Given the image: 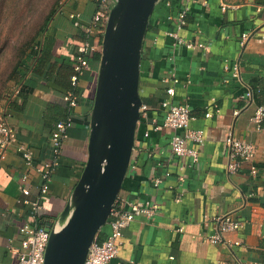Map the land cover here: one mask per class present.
<instances>
[{
  "label": "crops",
  "instance_id": "0c3cea01",
  "mask_svg": "<svg viewBox=\"0 0 264 264\" xmlns=\"http://www.w3.org/2000/svg\"><path fill=\"white\" fill-rule=\"evenodd\" d=\"M185 1L191 10L181 34L203 45L194 50L175 48L166 35L173 29L168 15ZM95 10L92 0H64L38 48L26 58L24 75L19 82L12 81L9 90L17 144L30 147L36 166L53 158L50 132L55 124L73 121L45 197L46 208L40 215L44 220H53L62 211L87 161L100 60L93 56L89 60L78 83L82 94L77 107L65 100L71 92L65 86L70 85L79 46L87 40L99 46L102 42L101 36L87 32ZM245 33L248 39L241 47ZM43 51L46 56L39 61ZM235 63H239V78L230 70ZM140 75V94L151 110L138 124L131 169L119 198L150 201L156 212L124 230L118 255L108 264H264V133L250 122L256 106L264 105V0L159 2L145 36ZM174 76L178 79L174 101L187 103L195 116L190 126L205 132L196 163L172 155L171 129L163 127L144 136L153 119H162L160 102L167 97V80ZM249 89L254 98L246 105L242 95ZM207 112L213 115L206 117ZM230 133L257 147L256 178L247 162L237 173L228 174L225 140ZM24 163L16 147L0 160V264L16 263L11 247H21L19 227L33 222L22 187L29 185L35 198L40 178L31 169L29 182H23ZM156 180L160 182L155 184ZM222 214L243 221L244 227L227 234V244H213L209 237L215 230L209 220ZM104 237L103 229L99 238Z\"/></svg>",
  "mask_w": 264,
  "mask_h": 264
},
{
  "label": "built area",
  "instance_id": "2783aa9c",
  "mask_svg": "<svg viewBox=\"0 0 264 264\" xmlns=\"http://www.w3.org/2000/svg\"><path fill=\"white\" fill-rule=\"evenodd\" d=\"M96 5V10L89 23L87 32L90 35L103 36L109 17L110 8L113 0H92ZM171 2H167L170 5ZM172 5V4H171ZM190 2L185 1L178 7L176 13L168 15V20L173 24V29L166 35L173 40L175 48L185 47L188 49H196L202 47V44L196 45L190 40H186L181 31L187 24V17L190 12ZM79 14H71L75 17ZM248 39V34H243L240 46L244 47ZM101 45H97L90 40L85 41L78 48L74 63V73L71 78L72 84L77 85L84 76L85 70L89 66V57L94 51L98 50ZM227 68V66H226ZM233 77L239 78V63L232 66ZM170 86L166 89L167 97L162 99L160 107L163 111L162 119L155 118L151 122V129L144 132V136L148 137L150 131H158L161 128H169L173 131L170 139V150L172 155L180 158H189L192 163L199 161L200 146L205 144V132L202 129H194L190 126L195 119L191 107L187 103H177L174 101L176 94L175 84L178 83L176 76L167 80ZM254 98L252 89L247 90L242 95V100L246 105L250 104ZM65 100L69 102L72 108L77 107L78 98L72 92H68ZM151 110L148 104L141 106V119L147 118L148 112ZM238 114V111H236ZM211 112L206 113V117H211ZM10 114L7 113V106L0 108V160H5L10 149L16 147L21 153L25 171L22 177L23 182H29L30 170L35 169L40 184L38 186V194L35 198H31V187L23 186L22 193L24 195V204L29 208L32 223H25L19 227V232L23 235L21 247H11V251L17 255L15 264H44L45 252L50 238L51 227L47 229L48 223L53 220H45L40 225L38 218L41 212L45 210V197L49 193L53 176L61 164L63 154V144L67 137V131L71 127L73 121L71 118L57 122L50 132V144L53 151V158L42 165L36 166L34 163L33 151L24 144H17V131L10 121ZM139 121V122H140ZM250 122L256 131L264 133V105L256 106L254 113L250 117ZM228 148L227 172L229 175L237 173L244 162L249 163L250 174L256 178L259 169L255 164L257 156V147L254 143L243 140L230 133L226 140ZM194 144V146H192ZM131 169V166H130ZM160 182L156 180L155 184ZM156 212V205L150 201L136 200L128 201L118 197L105 230V237L100 239L96 237L90 247V252L84 264H108L114 259L119 252L124 236V230L131 226L138 218L150 219ZM209 222L214 227V232L209 237V241L213 244H227L226 235L232 232L242 230L244 222L234 219L230 214H222L213 217ZM236 244H239L238 242ZM173 259V257H171Z\"/></svg>",
  "mask_w": 264,
  "mask_h": 264
},
{
  "label": "water",
  "instance_id": "95a60500",
  "mask_svg": "<svg viewBox=\"0 0 264 264\" xmlns=\"http://www.w3.org/2000/svg\"><path fill=\"white\" fill-rule=\"evenodd\" d=\"M163 0H113L101 42L88 156L51 223L44 264H84L129 173L143 99L140 71L150 19Z\"/></svg>",
  "mask_w": 264,
  "mask_h": 264
},
{
  "label": "rangeland",
  "instance_id": "374dc122",
  "mask_svg": "<svg viewBox=\"0 0 264 264\" xmlns=\"http://www.w3.org/2000/svg\"><path fill=\"white\" fill-rule=\"evenodd\" d=\"M58 1L62 0H0V104L3 92L12 86L10 77L22 51L33 42L38 28L58 6ZM228 1L240 3L246 0Z\"/></svg>",
  "mask_w": 264,
  "mask_h": 264
},
{
  "label": "trees",
  "instance_id": "16d2710c",
  "mask_svg": "<svg viewBox=\"0 0 264 264\" xmlns=\"http://www.w3.org/2000/svg\"><path fill=\"white\" fill-rule=\"evenodd\" d=\"M64 0H62L61 2H59L58 1V6L57 7H54L53 9H52V11H51V13H50V15L49 16H47V18L45 19V22L38 28V30H37V32H36V34H35V36L33 37V42L32 43H30L29 45H27V47L22 51V54H21V56H20V59H19V61H18V63H17V65H16V68H15V70H14V72H13V74L11 75V77H10V79L11 80H13V81H20V78L24 75L23 74V72H24V70H25V68H26V63H25V57L26 56H29L30 55V53H31V51L33 50V48L35 49V47H37L38 48V46H39V43H40V40L42 39V37L44 36V34H45V31H46V28H47V25H48V23L51 21V19H52V17L54 16V14L56 13V11H57V9H58V7H60V5L62 4V2H63ZM101 38H102V36H101ZM99 45V44H98ZM100 45H101V43H100ZM98 49H100V48H98ZM46 56V53H44V51L42 52V56L40 57V59H39V61L41 60L42 61V58L44 59L45 57H43V56ZM93 56V58H96L97 60H100V57H101V53H100V50L99 51H94L90 56H88L89 57V60H90V58ZM73 73H74V68H73ZM82 80V79H81ZM61 83V82H60ZM66 89L68 90V91H71V92H73V94L75 95V96H77V98L79 99V97L81 96V94H82V89H81V87L79 86V84H77V85H73L72 84V81L70 82V85L68 84H66ZM10 97V92H9V89L8 90H5L4 92H3V100H2V102H1V104H0V108L3 106V103L5 102V101H9L8 102V105H7V113L8 114H10V110H9V107H10V105H11V99L9 98ZM79 103V102H78ZM5 106V105H4ZM70 113V112H69ZM38 221H39V224L40 225H42V224H44V222H45V220H44V218L43 217H39L38 218Z\"/></svg>",
  "mask_w": 264,
  "mask_h": 264
}]
</instances>
